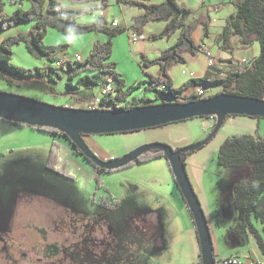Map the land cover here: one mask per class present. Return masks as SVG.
Returning a JSON list of instances; mask_svg holds the SVG:
<instances>
[{
    "label": "rangeland",
    "instance_id": "obj_1",
    "mask_svg": "<svg viewBox=\"0 0 264 264\" xmlns=\"http://www.w3.org/2000/svg\"><path fill=\"white\" fill-rule=\"evenodd\" d=\"M223 1L226 0H176L179 5L188 8L192 16L199 17L207 23L208 30L212 33L209 43L213 46L214 53L211 49L205 50L202 46L203 53L207 54V51H210L221 69L227 71L231 69L233 63L237 64L234 58L247 60L257 55L259 45L252 36H249V43L245 47H241L234 38L237 51L227 52L231 54L229 58L223 57L226 51L221 49L216 36L224 23L225 16L233 9L232 5L223 4ZM108 2L110 4L108 16H116L121 25L129 24L131 17L142 11L133 5L120 6L117 0H108ZM94 4H100V0L73 4V6L79 8ZM13 6L7 3L6 12H11ZM27 6L28 2L23 1L22 7ZM98 16L99 10H95L79 15L76 20L78 23L89 24ZM107 21L109 22L108 19ZM113 21L115 20H112V23ZM157 25H159L157 22H150L145 26V30L157 31ZM28 26L29 23H22L15 29L0 33V40L7 36L6 34H12L16 30H26ZM129 35L130 32L125 31L111 37L112 52L109 58L116 63V71L121 74L126 86L140 83V87L128 97L127 104H142L139 100L142 96L145 99H152L150 102L156 104L163 100L172 101L171 98L156 93L154 90H143L148 77L142 68L141 61L143 58L151 59L158 56L161 50L174 43L176 37L131 41ZM107 38L108 35L103 32L68 34L49 26L44 42L45 44L67 43L66 56L78 52L82 58H85L94 41L103 42ZM193 38L196 42L201 39L205 40L201 24L195 29ZM12 51L11 62L16 65L34 67L46 63L43 59L30 54L23 43L13 46ZM204 57L207 59L206 55L202 54L196 57L187 55L185 63L174 65L169 71L172 85L178 87L187 81L189 79L188 70H193L194 75L197 76V72L203 66ZM229 59L233 62H229ZM155 70H158L156 65L147 68L151 74ZM61 74L62 76L57 77L54 83L44 78L28 77H14L12 83H7L6 77L11 78V75L1 74L0 90L54 105L76 108L86 107L89 100H98L101 97L100 85L83 86L78 89L77 96L85 98L84 102H77V98L68 93L70 89L66 81L69 72L64 71ZM49 86H52L51 89ZM198 87L197 85L189 87L184 91V95L196 92ZM202 87L204 90L202 96L220 91L217 85L204 84ZM257 119L259 123L255 128L260 135H263L264 117ZM197 121V118L189 120L188 130L180 132V135L199 136ZM150 128L153 127L147 129ZM147 129L134 130V133H126L123 137L115 134L107 136L95 134L91 137L100 142L104 154H116L117 156L123 149L131 148L128 149L130 151L146 143L143 141L147 136L145 132ZM244 132L254 133V129L225 122L216 135L220 133V135L227 136ZM63 139L58 138L49 141L48 144H40L42 142L38 139L33 140L29 150L15 152L14 156L18 160L16 165L7 163L0 166V264H28L26 257L33 254L31 247L33 245L39 247L46 242L44 231H40L42 228L49 233L47 240H52L54 237L56 242L61 243L64 254L66 253L63 255L64 258L58 260H66L70 264H194L200 261L193 234L188 231L186 211L180 208L178 201L170 192L173 179L168 173L151 164L155 169L151 168L153 170L146 173L138 169L122 167L111 172L97 174L93 165L87 162L81 154L70 152L66 145L69 140ZM52 142H55L58 148V166H64L66 175L47 170L45 167ZM211 146L214 145L208 141L198 148L194 156L196 158L198 155L208 154L210 157L208 173L218 179L221 175L219 171L223 170L225 171L223 177L230 180L228 190H220L228 207L218 208L222 219L216 216L215 218L221 224L225 222L231 225L235 221L236 210L230 200L235 186L242 182L248 174V166H244L241 170L221 168L217 163L218 149ZM42 148H45V151ZM90 148L98 157L107 159L101 155L103 152H98L91 146ZM96 174L103 183L102 187H96ZM216 181L207 183L206 189L210 191L211 196L214 190L219 189ZM111 196L119 201L116 209L111 210L98 205L100 200L112 204ZM146 213H153L156 219L153 227L155 237L151 236L154 232L148 234V221L144 218L147 216ZM258 225H260L259 222ZM220 233V229H216L218 238L221 236ZM261 236L264 241L263 232ZM219 243L227 247L223 239H220Z\"/></svg>",
    "mask_w": 264,
    "mask_h": 264
},
{
    "label": "trees",
    "instance_id": "obj_2",
    "mask_svg": "<svg viewBox=\"0 0 264 264\" xmlns=\"http://www.w3.org/2000/svg\"><path fill=\"white\" fill-rule=\"evenodd\" d=\"M23 1L28 2L26 8L22 7ZM90 1L94 0H0V33L15 29L22 23H29L26 30H16L0 40V76L1 74L11 75V78L6 77L7 83H12L14 77L44 78L54 83L57 77L62 76L61 72L67 71L69 75L66 85L70 89L68 93L75 96L77 102L84 101L83 98L77 96L79 88L91 85L102 87L105 83L110 82L113 83V92L103 95L98 100L102 109L123 110L156 104L150 102L152 99H145L143 96L139 98L142 104H127L128 97L136 88L140 87V83L126 86L121 74L116 71V63L109 58L112 52L111 37L125 31L144 35L145 26L148 23L163 22L162 29L149 34L147 39H169L175 36L176 40L161 50L158 56L142 59V68L148 77L143 90H154L156 93L172 99V101L163 100L161 103L197 100L211 97L219 92L264 99V0L223 1V4L232 5L233 11L225 17L221 31L216 36V41L221 49L229 53L237 50L234 38L237 39L241 47H245L249 43V36H252L258 42V54L245 61L234 58L237 60V64L233 63L231 69L227 71L214 66L207 67L202 76L190 77L178 87L172 85L169 71L174 65L185 63L187 55L196 56L203 52V47L194 40L193 33L201 24L202 35L207 38L210 32L206 22H203L199 17L192 16L190 10L179 5L176 0H117L126 6H137L142 11L132 16L131 22L127 25L113 24L112 21L108 22L103 15L104 10L110 5L108 0H100V4L92 6L79 8L73 6V4H84ZM7 3L15 5L11 12H6ZM95 10H99L96 20L89 24L77 22L76 18L79 15ZM49 26L68 34L103 32L108 35V38L103 42L94 41L89 54L81 60H76L72 58L73 55L66 56L67 43L45 44L44 37ZM20 43L24 44L30 54L43 59L46 63L34 67H23L12 63V48ZM61 57H64L65 61L56 66L55 62ZM151 65H157L156 74L147 71ZM204 84L217 85L220 91L205 96L197 92L184 95V91L189 87L194 85L202 87ZM51 87L49 86L50 89ZM96 101V99L89 100L90 104H95ZM81 108L89 109L88 107ZM200 117L209 118L210 116ZM211 118L214 119V117ZM34 127L67 138L64 133L55 128ZM73 150L80 154L78 150ZM191 152L181 154V158L184 160ZM157 157L165 158L161 150H150L142 153L137 160L131 161L126 166ZM217 163L223 169L241 170L244 166H248V174L233 190L232 206L236 210L235 219L238 220L241 229L240 244L245 243L242 234L247 232L255 238L264 255V241L261 236V232L264 233V134L260 135L255 129L254 133L227 135L219 145ZM45 167L50 171L66 175L64 166H58V148L55 142L51 143ZM100 172L101 170L97 171V174ZM97 174L95 176L96 187H102L103 183L98 179ZM216 183L220 190L230 186V180L221 175ZM111 200L112 204L100 200L98 205L114 210L118 207L119 201L114 196H111ZM93 202L95 203V199ZM216 217H220L219 210L216 212ZM258 222L261 225V232L256 226ZM147 228L148 234H152L153 228L150 225ZM194 264H201V261Z\"/></svg>",
    "mask_w": 264,
    "mask_h": 264
},
{
    "label": "water",
    "instance_id": "obj_3",
    "mask_svg": "<svg viewBox=\"0 0 264 264\" xmlns=\"http://www.w3.org/2000/svg\"><path fill=\"white\" fill-rule=\"evenodd\" d=\"M228 115L264 117V99L219 92L211 97L186 102L158 103L129 109L76 108L42 102L17 93L0 90V119L29 126L52 127L64 133L73 149L103 170L128 165L150 150L164 153L168 168L191 216L199 245L201 264H214V245L208 220L188 177L181 154L205 145ZM214 117L213 126L201 140L174 149L168 143H143L127 153L102 159L90 148L84 136L119 133L160 126L192 117Z\"/></svg>",
    "mask_w": 264,
    "mask_h": 264
},
{
    "label": "crops",
    "instance_id": "obj_4",
    "mask_svg": "<svg viewBox=\"0 0 264 264\" xmlns=\"http://www.w3.org/2000/svg\"><path fill=\"white\" fill-rule=\"evenodd\" d=\"M117 3L120 6H123L122 3H119V2H117ZM14 7H15V5L13 6V8ZM108 8L106 10H104L103 15L109 20V22H111L112 20H116V22L119 24V20L116 18V16H114V15L108 16ZM232 11H233V9H232ZM157 23L159 24V25H157L158 29L161 30L162 27L164 26V23L163 22H157ZM222 26H223V24L221 25V28H222ZM158 29H157V31L156 30H153V31L145 30L144 31V36H145L144 39H147V36L149 34L158 32L159 31ZM220 31H221V29H220ZM126 32H130V31H126ZM6 35H8V34H6ZM211 36H212V33H210L209 36L207 38H205V40L204 39L199 40V42L197 41V43H199L201 46L205 47V49H208V48L211 49V51L214 53V51L212 49L213 46H211V43H209ZM215 47H217V46H215ZM224 53L226 54L225 56H223L224 58H229L231 56V54H228L227 51ZM198 54H202L203 56H205V53H203V52H200ZM196 56H192V57H196ZM242 59H244V58H242ZM206 68H207L206 67V58L204 57L203 66L200 69V71L197 72L198 75L196 77L202 76L205 73ZM156 73H157V70H155V72H153L152 74H156ZM83 99H85V98H83ZM194 118L198 119L197 122H198V127H199L198 129H199L200 135L194 136V137L191 136L190 134L186 135V136H184L185 134L180 135V132H184V130H186V129L188 130V123L187 122L189 120L192 121V119H194ZM194 118H188V119L182 120L180 122L176 121V122L166 123V124H163V125H160L157 127L155 126L153 128H150V129L145 128V129H147V131H145L147 133V136L145 137V140L143 142L147 143V142H152V141H159V142L168 143L171 146L177 147V148L191 144V143H194V142H197V141L201 140L202 138H204L208 134V132L211 130V128L213 126V121H212L213 118H211V117H209V118L208 117H194ZM225 122H229L230 124H234V125H236V124L243 125V126H246L247 129L252 128L255 131V129L257 128L256 126L259 123V120L256 117H250L247 115H229V117H227L224 120V123ZM192 123L193 122H191V124ZM126 133H134V131L123 132V133H108V134L104 133V134L106 136L115 134V135H118L120 137H123V136H126ZM93 135H95V134H93ZM93 135L84 136L86 142L88 143L89 146L96 148L98 152H103V148L100 145V142L99 141L97 142L95 138L91 137ZM101 135H103V134H101ZM215 135H214V138L212 137L213 140L211 138L209 141L211 142V144H213L218 149L219 145L224 140L226 135L225 134L220 135V133L217 134L216 136ZM136 136L138 137V134ZM58 138L63 139L65 137L51 133V132H48V131H45V130H41L39 128L32 127L29 125H25V124H21V123H14L11 121L0 119V166L7 164V163H11L12 165H16L18 160L14 156L15 152L17 150H29V148H31V144H32L31 142L33 140L38 139V140H41V142H42L40 144H48L49 141L56 140ZM63 140H65V139H63ZM66 145L69 147L68 149L70 150V152L72 154H77L74 152L70 141H69V143H66ZM214 146H211V147L214 148ZM203 148H201V149H203ZM42 149L45 151V148H42ZM128 149H131V148H128ZM128 149L121 150L119 152V154H117V156H116V154H104V152L101 153V155L103 157H107V159H110V158L121 156V154L123 155V154L127 153ZM198 150L199 149L192 151L184 159V162H185V167H186V171H187L188 177L190 179V182H191V184H192V186H193V188H194V190L198 196V199L202 205V208H203L205 215H206V218L208 220L209 228H210L211 235H212L213 245H214V255L218 256V257L226 256V255H236L238 257V259L243 263L252 262V261L257 260V259L258 260L259 259L264 260V255L260 251V249L256 243V240L252 235L248 234L247 232H243L242 237L244 238L245 243L243 245L240 244V231H241V229H240L239 222H238V220L235 219V217H234L235 221L231 225H229L225 222L221 224V222L219 220H216L215 216H216V212H217L218 208H220V207L227 208L228 203H226L224 198L222 197V194L220 193V189H218V191L214 190L212 196L210 195V191L206 189L207 183L209 181H214V180L216 181L217 178L215 179L213 176H211L208 173V169H209L208 165L210 163V157L208 154H201L195 158L194 155L198 152ZM124 151H127V152L124 153ZM203 151L204 150H202V152ZM151 164H154V166L162 168L161 171L168 173L169 176L172 178V175H171L170 170L168 168V164H167L166 159L164 157H157V158L151 159V160L146 161V162H138V163H135L133 165L126 166L123 168L138 169V170H141L142 172L146 173V172H149V171L155 169L151 166ZM151 168H153V169H151ZM224 172L225 171L220 170L219 174H221V176H223ZM173 181H172V189L170 190V192L173 194L174 199L178 201L180 208L182 210L186 211L188 231L192 232V234H193V238H194L193 241H194V244H195V247L197 250V255L200 257L199 245H198V241H197V237H196V233H195V228H194L191 216H190L188 209H187V207L183 201V198H182V195H181L179 189L177 188L176 184ZM227 190H228V188L225 189L224 191H227ZM230 201L232 204V199ZM100 207H103V206H100ZM146 214L148 217H144V218L148 221L147 225L148 226L150 225L153 228L155 225L156 219L154 218L153 213H146ZM219 218H220V220L222 219L221 212H220ZM256 226L259 229V231H261V229H260L261 225H258L256 223ZM216 229H218V230L220 229V231H221V233H220L221 236L219 238L216 234ZM153 232H154V229H153ZM151 236L155 237L156 236L155 232ZM220 239L224 240L227 247H223L219 243Z\"/></svg>",
    "mask_w": 264,
    "mask_h": 264
},
{
    "label": "built area",
    "instance_id": "obj_5",
    "mask_svg": "<svg viewBox=\"0 0 264 264\" xmlns=\"http://www.w3.org/2000/svg\"><path fill=\"white\" fill-rule=\"evenodd\" d=\"M113 24H117L116 20L113 21ZM145 36L144 35H137L135 33H132L130 32V35H129V40L131 41H135V40H139V39H144ZM206 50V49H205ZM207 59H206V67H218L221 69V66L220 64L217 63L216 61V58L212 55V53L210 51H207V54H205ZM74 59L76 60H81L82 57L80 55V53L78 52H75L73 54V57ZM242 61H244L245 59H241ZM65 61V58L64 57H61L60 59H58L56 62H55V65H60L61 63H63ZM183 73H186L187 71H182ZM187 76L190 78V77H196V75H194V71L192 70H188L187 72ZM113 92V83H105L102 87H101V97L107 93H112ZM196 92L198 94H204V90H203V87H198L196 89ZM100 97V98H101ZM99 98V99H100ZM98 99V100H99ZM96 101L95 104H90V102H87L86 103V107L88 108H101V106L98 104L99 101ZM214 264H264V260H261V259H257V260H254L252 262H247V263H243L241 262L238 257L236 255H226V256H221V257H218V256H215L214 255Z\"/></svg>",
    "mask_w": 264,
    "mask_h": 264
},
{
    "label": "flooded vegetation",
    "instance_id": "obj_6",
    "mask_svg": "<svg viewBox=\"0 0 264 264\" xmlns=\"http://www.w3.org/2000/svg\"><path fill=\"white\" fill-rule=\"evenodd\" d=\"M86 161H88V160H86ZM89 163L92 164L91 162H89ZM92 165L96 169V171H99V170H101V172H111L112 171V170H109V171L103 170V169L98 168L94 164H92ZM42 230L44 231V234H45L44 238H45L46 242H45V244L40 245L39 247H35V245H33L31 247V252H33L32 255L27 256V254L25 253V255L27 256L26 258L28 259V264H58V263L59 264H70L66 260L65 261L58 260V259L64 258L63 255L66 254V253L64 254V252L61 248V243H59L58 241H57L58 242L57 243L55 241L54 237H52L53 238L52 240L51 239L47 240L49 233H47L46 230L43 228L40 231H42ZM49 237H50V235H49Z\"/></svg>",
    "mask_w": 264,
    "mask_h": 264
}]
</instances>
